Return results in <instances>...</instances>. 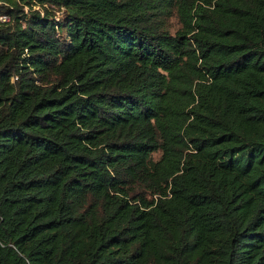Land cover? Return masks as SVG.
Wrapping results in <instances>:
<instances>
[{
  "label": "trees",
  "instance_id": "trees-1",
  "mask_svg": "<svg viewBox=\"0 0 264 264\" xmlns=\"http://www.w3.org/2000/svg\"><path fill=\"white\" fill-rule=\"evenodd\" d=\"M2 14L0 264H264V0Z\"/></svg>",
  "mask_w": 264,
  "mask_h": 264
},
{
  "label": "rangeland",
  "instance_id": "rangeland-1",
  "mask_svg": "<svg viewBox=\"0 0 264 264\" xmlns=\"http://www.w3.org/2000/svg\"><path fill=\"white\" fill-rule=\"evenodd\" d=\"M55 16H56L55 17L56 19H60L61 18V12H56ZM166 23L168 24L171 32H173L174 30H176L179 27L177 18L174 15L170 19L168 18L166 20ZM159 156H160V152H156L153 154L154 159H157Z\"/></svg>",
  "mask_w": 264,
  "mask_h": 264
},
{
  "label": "built area",
  "instance_id": "built-area-1",
  "mask_svg": "<svg viewBox=\"0 0 264 264\" xmlns=\"http://www.w3.org/2000/svg\"><path fill=\"white\" fill-rule=\"evenodd\" d=\"M9 21H10L9 16H7L5 14L0 15V22L8 23Z\"/></svg>",
  "mask_w": 264,
  "mask_h": 264
}]
</instances>
